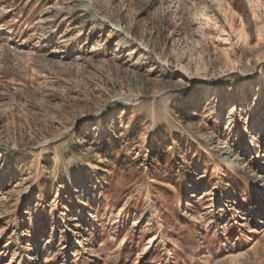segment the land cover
I'll use <instances>...</instances> for the list:
<instances>
[{"label":"rangeland","instance_id":"obj_1","mask_svg":"<svg viewBox=\"0 0 264 264\" xmlns=\"http://www.w3.org/2000/svg\"><path fill=\"white\" fill-rule=\"evenodd\" d=\"M0 264H264V0H0Z\"/></svg>","mask_w":264,"mask_h":264}]
</instances>
